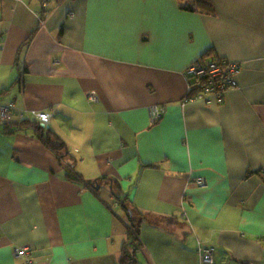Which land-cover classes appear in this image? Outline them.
Listing matches in <instances>:
<instances>
[{"label":"crops","instance_id":"0c3cea01","mask_svg":"<svg viewBox=\"0 0 264 264\" xmlns=\"http://www.w3.org/2000/svg\"><path fill=\"white\" fill-rule=\"evenodd\" d=\"M210 3L207 15L178 0H0V106L13 104L0 119V264H24L18 246L32 264H118L116 196L142 214L140 264H201L198 242L213 264H264V0ZM201 58L243 64L222 105L183 103ZM152 106L165 108L154 124ZM51 109L46 129L81 184L33 127L4 129Z\"/></svg>","mask_w":264,"mask_h":264},{"label":"built area","instance_id":"2783aa9c","mask_svg":"<svg viewBox=\"0 0 264 264\" xmlns=\"http://www.w3.org/2000/svg\"><path fill=\"white\" fill-rule=\"evenodd\" d=\"M45 6V4H43ZM243 64L234 62L225 58H217L214 61L197 60L190 64L184 71L186 81V95L183 100L185 102L203 101L206 103L213 102L216 105L224 103L225 94L237 87V77L241 73ZM89 99L95 101L96 97L90 94ZM13 104L8 103L0 106V119H4L12 109ZM55 110L50 112H38L33 114L36 122L40 126H47L51 116ZM165 112L164 106H152L149 109V120L151 124L160 120ZM197 186H203L205 180L196 178L194 182ZM197 254L201 264H213L214 251L213 248L203 246L197 243ZM30 249L28 246H18L12 249L14 258L21 259L24 264H32L29 257Z\"/></svg>","mask_w":264,"mask_h":264},{"label":"trees","instance_id":"16d2710c","mask_svg":"<svg viewBox=\"0 0 264 264\" xmlns=\"http://www.w3.org/2000/svg\"><path fill=\"white\" fill-rule=\"evenodd\" d=\"M178 0L180 8L186 11H192L190 3L195 5L200 4L201 7L196 8L194 11H202L204 14H212L210 0ZM206 6V8H205ZM194 8V7H193ZM47 11L43 10L40 14V21L45 17ZM203 58H201L202 60ZM216 58H213L211 61H214ZM205 61V60H204ZM26 126L33 127L36 130L38 139L50 150L52 151L58 159V162L65 170V175L68 180L81 184L82 180L80 176L74 171V158L68 152L67 146L55 135L51 134L46 128L41 127L38 122L30 121H21L15 125L6 126L4 129H7L11 132L20 130ZM152 167V166H151ZM252 174L248 171L247 176ZM105 180V179H103ZM116 185V184H115ZM90 188H95L93 185H89ZM98 188L99 186L96 185ZM119 188V185H116ZM99 189V188H98ZM115 202L123 212V219L125 224V240L122 244L121 255L118 261V264H138L137 255L141 249L139 243V229L142 223V214L136 209L135 205L128 201L125 196H116Z\"/></svg>","mask_w":264,"mask_h":264},{"label":"rangeland","instance_id":"374dc122","mask_svg":"<svg viewBox=\"0 0 264 264\" xmlns=\"http://www.w3.org/2000/svg\"><path fill=\"white\" fill-rule=\"evenodd\" d=\"M138 256H139V254H138ZM140 258H141V257H138V258H137V262H138V264L141 263V262H140Z\"/></svg>","mask_w":264,"mask_h":264},{"label":"water","instance_id":"95a60500","mask_svg":"<svg viewBox=\"0 0 264 264\" xmlns=\"http://www.w3.org/2000/svg\"><path fill=\"white\" fill-rule=\"evenodd\" d=\"M41 127H43V126H41ZM43 128H46V126H45V127H43Z\"/></svg>","mask_w":264,"mask_h":264}]
</instances>
